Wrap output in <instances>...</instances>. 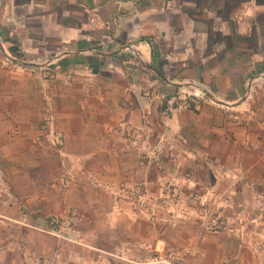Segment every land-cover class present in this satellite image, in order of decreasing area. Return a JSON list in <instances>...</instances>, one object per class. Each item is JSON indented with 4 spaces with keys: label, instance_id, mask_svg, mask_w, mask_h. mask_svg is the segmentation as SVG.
<instances>
[{
    "label": "crops",
    "instance_id": "obj_1",
    "mask_svg": "<svg viewBox=\"0 0 264 264\" xmlns=\"http://www.w3.org/2000/svg\"><path fill=\"white\" fill-rule=\"evenodd\" d=\"M0 11V223L36 264H132L187 246L194 264H258L264 0H0ZM24 45L40 68L14 61ZM189 83L207 98L186 100ZM179 171L192 174L184 195L229 203L223 231L164 193ZM31 214L64 219L69 237Z\"/></svg>",
    "mask_w": 264,
    "mask_h": 264
},
{
    "label": "rangeland",
    "instance_id": "obj_2",
    "mask_svg": "<svg viewBox=\"0 0 264 264\" xmlns=\"http://www.w3.org/2000/svg\"><path fill=\"white\" fill-rule=\"evenodd\" d=\"M3 13L4 11H0V14L2 16H3ZM26 13H27L26 9L21 8V7H18L14 11V15L17 17V19L18 20L21 19L20 22H22V24L20 23L21 25L20 28H22L23 22H25V21H22V18L25 16ZM15 16H14V19L16 21ZM15 21L14 23L16 24ZM0 34L2 33L0 32ZM1 46H2V42L0 43V51L2 50ZM23 48L21 49V52L24 51L23 55L19 57L15 56L17 60L19 61V63L24 62V64L34 65V68H38V67L40 68L41 65H43L44 62L47 60L46 58L42 56V54H33L31 52H27L26 45H24ZM189 84H191L192 86L184 89V93L187 97H189V95H191V97H194L193 96L194 94L201 93L204 95L202 97L207 98L205 93L199 89L202 85H200L199 83H189ZM175 93L176 92H174V94ZM250 94L251 92L249 91V96ZM249 100H250V97H249ZM221 175L223 178H227V173H225L224 171H221ZM191 177H192V174L187 171L186 172L179 171L174 176H168L164 180L165 184L162 186L164 193L166 195L168 194L170 197L173 198V202L176 206H183L184 204L188 206V205L193 204L195 205L194 207L200 208V210L203 211V216L205 217L206 223L208 225L207 227L212 231H223V228L225 227L224 220L226 219L224 214L227 213V211L229 210V208L226 207V205H228L229 203L224 201L223 205L225 206H218V207L210 206L209 207L205 204L203 199L199 198V196H197L195 193L190 192L184 195V192L182 191L181 187L177 183L186 181V179H189ZM31 217L33 220H29V221L33 223L32 225L39 224L42 230L44 231V233L52 234L60 239L69 237L67 233V231L69 230L68 229L69 225H66V222L64 219H61L56 216L49 217L48 219H45L46 220L44 222L45 225H42V223L39 220L37 221V219L34 217V214H31ZM152 221L159 222V224L164 222L162 219H159L157 216L153 217ZM12 224L15 226L17 225V226L24 227L28 224V222L26 221H23L22 223L12 222ZM70 224L72 225L71 222ZM102 237L103 235H98L97 238L101 239ZM188 248H191L192 250H194L193 247L187 246L185 248L170 247L167 251H170L172 249L184 250ZM255 255L258 260V264H264V250L256 251ZM155 256H156V253L154 252L148 253L142 260L132 263V264L149 263L151 259ZM44 260H45L44 258H39L38 255H36L33 251L31 252L25 249V243L20 234L18 233L12 234L9 232V230L6 231L5 229L1 227V223H0V264H30V263L36 264V262L37 263L44 262Z\"/></svg>",
    "mask_w": 264,
    "mask_h": 264
},
{
    "label": "built area",
    "instance_id": "obj_3",
    "mask_svg": "<svg viewBox=\"0 0 264 264\" xmlns=\"http://www.w3.org/2000/svg\"><path fill=\"white\" fill-rule=\"evenodd\" d=\"M258 86H256L255 88H257ZM255 88L253 87L250 92V99H252V95L256 92ZM194 97H191V95H189V97L186 98V100H203L204 96L201 93H196L193 95ZM179 99H175L174 101V105L179 103ZM139 193V192H136ZM194 255V250H192L191 248L188 249H184V250H179V249H172L170 251H167L166 253L163 254H156L155 257H153L151 259V261L149 263L146 264H194L192 261V257Z\"/></svg>",
    "mask_w": 264,
    "mask_h": 264
},
{
    "label": "water",
    "instance_id": "obj_4",
    "mask_svg": "<svg viewBox=\"0 0 264 264\" xmlns=\"http://www.w3.org/2000/svg\"><path fill=\"white\" fill-rule=\"evenodd\" d=\"M13 59H14V58H13ZM14 61H15V62H18V60H16V59H15ZM30 66L34 67V65H31V64H30ZM161 77H162V76H161ZM163 79H164V78H163ZM165 80L169 83V81H168L167 79H165ZM191 86H192V85L189 84V85H185L184 87H185V88H188V87H191ZM205 95H207V92H205ZM216 103H218V104H220V105H223V106H226V107H233V106L237 107V106H238V105H237V106H236V105H231V106H230V105H227L226 103L218 102V101H216Z\"/></svg>",
    "mask_w": 264,
    "mask_h": 264
}]
</instances>
